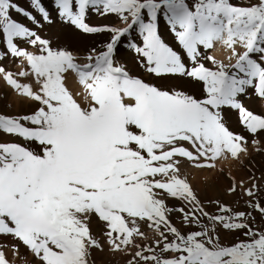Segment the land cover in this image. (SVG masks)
<instances>
[{"label": "snow or ice", "instance_id": "obj_1", "mask_svg": "<svg viewBox=\"0 0 264 264\" xmlns=\"http://www.w3.org/2000/svg\"><path fill=\"white\" fill-rule=\"evenodd\" d=\"M30 5L40 20L14 0H0L5 55L23 58L38 87L34 91L15 78L28 71L15 74L0 66V77L39 105L29 115L0 114V133L40 149L0 142V237L18 241L26 249L21 258L30 253L36 264H94L91 250H103L90 229L95 216L110 251L136 248L128 264H264V231L248 223L255 219L252 211L264 218L257 186L244 190L252 211L234 212L211 201L217 206L212 214L180 175L185 162L212 169L217 159L238 160L247 153L245 138L225 126L223 108L237 110L250 134L264 130V116L239 101L249 88L264 99V0H54L59 17L82 33L111 34L103 50L93 49L83 65L13 19L15 12L35 25L51 22L41 0ZM89 11L115 15L125 26H90ZM161 21L180 51L162 38ZM134 31L142 46L129 40L127 47L149 75L199 85L203 98L162 90L119 64L118 46ZM17 39L38 47L39 54L18 47ZM217 44L229 53V63L208 54ZM69 72L83 90L84 107L65 84ZM236 191L233 183L228 192ZM161 195L182 206H168ZM174 212L182 227L198 230L182 233L169 219ZM141 223L159 237L153 245L136 243L146 239ZM220 230L241 232L245 239L222 244ZM19 245H12L14 255ZM157 248L173 255L162 257ZM0 264H10L3 251Z\"/></svg>", "mask_w": 264, "mask_h": 264}, {"label": "rangeland", "instance_id": "obj_2", "mask_svg": "<svg viewBox=\"0 0 264 264\" xmlns=\"http://www.w3.org/2000/svg\"><path fill=\"white\" fill-rule=\"evenodd\" d=\"M14 2L19 7L29 12H32V14L36 16L37 20L41 19L40 16L31 7L30 0H14ZM189 2H191V0H189ZM248 2H250V0H232V3L234 4H246ZM41 3L49 12L51 21L50 23L41 22L39 25H35L28 21L24 16L19 15L15 12L11 13L13 19L29 27L30 30L36 31L42 39L49 41L50 47L53 50L62 49L70 52L75 57L76 63L81 65L87 63L88 55L95 54L93 52V49H95L96 52L103 50L104 44L110 39V33L86 34L82 33L74 26L64 22L59 17L58 10L54 5V0H41ZM86 23L94 27L108 25L117 28H122L125 26L115 15L110 14L108 16L102 17L91 11H89L86 16ZM57 25L66 27L63 28L65 31L60 33L56 32L53 29V26ZM67 28L72 29V31L82 36L83 38L70 34L67 31ZM159 30L165 42L172 46L174 50L180 51L174 40L173 35L166 28L163 21H161L160 23ZM129 40H132V42L142 46V40L139 37V34L134 31L130 33L129 36L122 38L118 46L115 58L116 61L122 66H124L130 72L131 75L141 78L145 82L155 84L162 90L171 91L174 89H178L186 92L187 94L193 95L198 99L203 98V91L201 86L200 92H196L195 90H192L190 87L187 86V84L185 83L187 82L186 80H178L180 81L178 82L177 79H161L149 75L141 66V59L137 57L136 53L133 50H130L127 47ZM14 42L17 43L18 47L28 52L39 54L38 47L31 46L26 41L17 39ZM237 50L240 51V49ZM6 51V44L3 43L2 34H0V66H2L6 71L15 74H18L21 70L28 71L29 75L25 77H20L16 75L15 78L18 80L19 83L29 84L31 85L34 91L37 90L38 86L24 59L13 58L10 54L5 55ZM216 51L217 49L215 46L213 49L209 50L208 54L214 56L219 61H223L225 64L229 63L227 59L229 53L224 48H222L221 52L219 53H217ZM221 53L228 54L226 56L227 61H224L222 59ZM125 59L127 63L122 62ZM204 62L206 66L212 67L209 62ZM128 65H130L131 67H129ZM69 79L70 77L66 74V86L68 87L74 98L77 100V102L80 103L82 107L86 106V101L84 99L83 90L81 86L79 85V92L76 87H72L69 84ZM174 81L178 84H175ZM0 87V114L12 117L29 115L32 114L39 107L37 103L18 95L17 92L13 90L11 86H9L3 80L2 77H0ZM10 95L17 96V98L22 99L21 101L25 100L26 102H28V104H30V106H20V108L17 110L19 114L18 112H14L12 109V104L7 101V99L11 97ZM239 101L247 110L251 111L256 115L264 116V99L257 96L254 88H249L246 94L241 95L239 97ZM221 111L225 126L234 134L243 136L247 141V153H241L240 158L238 160L232 159L230 156L228 158L217 159L215 161V167L212 169L198 170L194 167L189 166L187 162H185L180 165V175L182 178H187L189 184L192 186L201 204L204 206L205 211L212 214H215L217 212L216 204L210 203L211 201H219L220 204L227 205L232 208L234 212L252 211V209L247 207V201L249 200V197L244 195V190L252 188L253 184L257 186V188L254 189L257 193L256 199L259 200L262 206H264V130L258 131L255 135L250 134L240 123V116L237 110L225 107ZM231 116L234 118L233 120L231 119ZM25 126L31 127V125ZM2 135L4 136V138L7 139V141L0 140V142L16 143L24 147L30 148L34 152L40 151L37 143L25 141L22 138L6 135L3 133L0 134L1 139ZM253 141H255L256 143H253ZM183 146L185 148L190 149V145L186 143ZM241 182H243V187H241ZM233 183H235L237 191L235 193L229 194L228 189L232 186ZM160 198L164 199L166 204H168V206L170 207L182 206L181 201L171 199L166 195H161ZM252 215L255 219H249V225L256 230L264 231V218H262L261 215L255 211H252ZM169 219L182 233L198 230L197 228L182 227L179 213H172L169 216ZM204 223H207V221H204ZM90 229L93 237L100 240L103 246V250L95 248L91 250L90 261H94V264H128V261L133 259L136 251L135 247H130L126 252L109 250V246L105 243L104 237L102 236V233L105 230L103 224L98 222V218H96L95 216H93L91 219ZM140 229L145 233L146 239L137 238L136 243L139 245H153L154 239L159 238L156 233L152 229H149L144 223L140 224ZM96 231L99 232L97 233ZM219 235L222 244H232L235 243L237 239H245L241 232L226 233L223 230H220ZM171 239L172 237L170 236L169 240ZM18 243V241H15L10 237H0V251L4 252L6 259L10 262V264H36L30 253H27L26 259L21 258L24 257L26 253V249L22 245H19L18 253L14 255L12 245H18ZM156 252L159 253L162 257H170L173 255V253L170 252L162 253L160 252L159 248L156 249ZM145 254L147 255L148 253ZM94 256H96L98 260L95 261Z\"/></svg>", "mask_w": 264, "mask_h": 264}, {"label": "bare ground", "instance_id": "obj_3", "mask_svg": "<svg viewBox=\"0 0 264 264\" xmlns=\"http://www.w3.org/2000/svg\"><path fill=\"white\" fill-rule=\"evenodd\" d=\"M55 25V24H54ZM54 28V30L56 31V32H64L65 30L63 29V28H66V27H62V26H60V25H57V26H53ZM67 31L70 33V34H72V35H75V36H77V37H80V38H83L82 36H80V35H78L77 33H75L74 31H72V29H70V28H67ZM223 47L220 45V44H217L216 45V49H217V53H219V52H221V49H222ZM120 52H124V51H120ZM222 54V53H221ZM126 55H128V54H126ZM228 54H222V59L224 60V61H227L226 60V56H227ZM122 62H125V63H127V61H126V59L124 60V61H122ZM132 64H134V63H132ZM129 67H131L130 65H128ZM67 76H69L70 77V79H69V84L72 86V87H76L77 89H78V91L80 92V87H79V84H78V82H77V78L75 77V75L74 74H72V73H67ZM176 81V80H175ZM174 81V82H175ZM178 81V80H177ZM173 82V81H172ZM178 82H180V81H178ZM186 84H187V86L188 87H190L192 90H195L196 92H200V86L199 85H193L191 82H185ZM175 84H178V83H176L175 82ZM185 84V85H186ZM170 85V84H169ZM2 86V85H1ZM181 86H183V85H181ZM3 87V86H2ZM0 89H1V87H0ZM6 90V89H5ZM76 91V90H75ZM8 93V92H7ZM6 95V94H5ZM7 96V95H6ZM11 97H9L8 99H7V101L9 102V103H11L12 104V109H13V111L14 112H18L17 110L20 108V106H23V107H28V106H30V104H28V102H26L25 100H23V101H21L22 99H20V98H17V96H13V95H10ZM28 104V105H27ZM251 107V106H250ZM6 111V110H5ZM12 111V112H13ZM8 114V113H7ZM18 114H19V112H18ZM14 115V114H13ZM232 115V114H231ZM228 116V115H227ZM231 119L233 120L234 118L231 116ZM1 134V133H0ZM8 137V136H7ZM15 137V136H14ZM0 140L1 141H7V139L6 138H4V136L2 135V139L0 138ZM10 140V139H9ZM103 230V229H102ZM97 232V231H96ZM99 232V231H98ZM97 232V233H98ZM17 243V242H16ZM18 245H19V243H18ZM95 258V261L96 260H98L97 259V257L96 256H94Z\"/></svg>", "mask_w": 264, "mask_h": 264}]
</instances>
